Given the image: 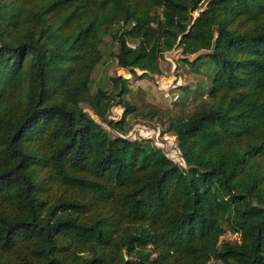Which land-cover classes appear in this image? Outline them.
<instances>
[{
  "label": "trees",
  "instance_id": "16d2710c",
  "mask_svg": "<svg viewBox=\"0 0 264 264\" xmlns=\"http://www.w3.org/2000/svg\"><path fill=\"white\" fill-rule=\"evenodd\" d=\"M106 36L135 80L202 75L161 124L183 164L127 137L128 79L93 92ZM0 264H264V0H0Z\"/></svg>",
  "mask_w": 264,
  "mask_h": 264
},
{
  "label": "rangeland",
  "instance_id": "374dc122",
  "mask_svg": "<svg viewBox=\"0 0 264 264\" xmlns=\"http://www.w3.org/2000/svg\"><path fill=\"white\" fill-rule=\"evenodd\" d=\"M101 49L103 59L93 74V92H96L99 88L109 89V79L111 77L122 76L128 79L132 92L127 96V99L137 105L140 111L147 112L152 109L156 112V115L154 119L130 117L131 131L127 137L132 140L153 139L154 145L163 148L171 159L183 164L177 147V138L172 133L163 134L165 126L161 124L163 122L167 125L172 116L189 117L198 109L202 98H194L193 96L201 83L202 75L182 62L180 51L174 50L167 53L165 58L160 61L161 73L159 75L135 80L130 72L117 66L116 55L118 49L110 36L105 37ZM204 69L209 73L208 67H204ZM185 87L191 90L192 95L189 97L183 90ZM167 94H170L173 98L181 96L180 103L175 104L176 101L168 99ZM84 107L87 112L92 113L88 106ZM123 113L122 108L116 107L113 109L112 118L120 120ZM223 239L233 244L240 242V237L233 233H227Z\"/></svg>",
  "mask_w": 264,
  "mask_h": 264
},
{
  "label": "built area",
  "instance_id": "2783aa9c",
  "mask_svg": "<svg viewBox=\"0 0 264 264\" xmlns=\"http://www.w3.org/2000/svg\"><path fill=\"white\" fill-rule=\"evenodd\" d=\"M132 48H136L134 45H131ZM166 97L172 101H177L178 100V96H176L175 98H173L170 94H167Z\"/></svg>",
  "mask_w": 264,
  "mask_h": 264
}]
</instances>
